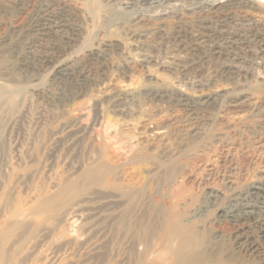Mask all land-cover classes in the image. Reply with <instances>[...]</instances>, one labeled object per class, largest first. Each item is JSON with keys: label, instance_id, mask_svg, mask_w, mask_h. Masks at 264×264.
Returning <instances> with one entry per match:
<instances>
[{"label": "rangeland", "instance_id": "obj_1", "mask_svg": "<svg viewBox=\"0 0 264 264\" xmlns=\"http://www.w3.org/2000/svg\"><path fill=\"white\" fill-rule=\"evenodd\" d=\"M164 1L0 0V264H264L217 209L264 183V65L212 35L264 0Z\"/></svg>", "mask_w": 264, "mask_h": 264}, {"label": "bare ground", "instance_id": "obj_2", "mask_svg": "<svg viewBox=\"0 0 264 264\" xmlns=\"http://www.w3.org/2000/svg\"><path fill=\"white\" fill-rule=\"evenodd\" d=\"M144 1L146 3H150L153 0H144ZM253 1L254 0H222V1L213 2L212 0L213 3L211 4L210 2V4H211V9L217 8L216 10L220 8H225V7L242 9V8H245V7H248L254 4ZM164 2H166V0ZM172 2L174 1L172 0ZM191 5L189 6L190 8H191ZM51 17H54V14L46 13L45 15L41 17V20L43 19L45 21H50ZM39 26H41L40 20H39ZM223 28H224L223 30L213 31L212 35L214 36L217 35L223 40L222 45H221L222 47L220 48L216 47L215 49L213 48L214 54H225L227 56H232V57H235L233 60H236V61L240 58L245 60L249 58L250 55H253L256 59L260 60V63L264 65V26L261 23L254 21V20H248L246 23H243V22L237 23L236 30L234 31L227 30L226 24L223 25ZM52 59L53 58L49 56L48 54L44 56V60H46L47 62L52 61ZM69 62L70 60H68L66 63L58 65L56 71L58 72L64 71L67 75L74 74L76 69H72V66L69 64ZM234 68H237L238 70V68H240L239 63L234 64L233 66L229 65L227 69L228 71L229 70L234 71ZM182 100L185 101L186 105H190L191 103L190 99L184 98ZM219 199L220 197L216 195V197L213 198L211 203L213 205H217V202ZM217 209H218L219 217L227 221L229 224H231L232 226L236 228V233H235L236 234V250L246 255L259 256L264 259V247L261 244L264 240V183L253 185L252 190L245 194L243 193L235 194L234 196L231 197V199L229 200V203L226 206H219ZM199 264H236V263H234L232 260L219 259L216 262H212V263L201 262Z\"/></svg>", "mask_w": 264, "mask_h": 264}]
</instances>
